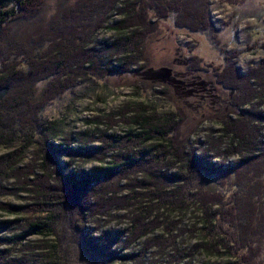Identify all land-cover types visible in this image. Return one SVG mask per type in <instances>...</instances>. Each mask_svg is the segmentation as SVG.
<instances>
[{"label":"trees","instance_id":"trees-1","mask_svg":"<svg viewBox=\"0 0 264 264\" xmlns=\"http://www.w3.org/2000/svg\"><path fill=\"white\" fill-rule=\"evenodd\" d=\"M15 1L10 9L0 0V199L20 201L0 203L12 216L0 222V264H191L196 254L203 264H257L264 59L243 76L234 64L221 70L187 59L193 72L213 76L221 96L210 116L217 127L202 141L197 126L183 130V107L159 112L138 103L123 108V135L108 134L110 117L98 147H71L70 137L56 144L60 126L45 106L90 78L142 72L147 42L172 13H187L194 31L208 29L207 0ZM101 28L114 36L95 42ZM85 154L100 164L71 167ZM60 155L69 160L61 164Z\"/></svg>","mask_w":264,"mask_h":264},{"label":"rangeland","instance_id":"rangeland-1","mask_svg":"<svg viewBox=\"0 0 264 264\" xmlns=\"http://www.w3.org/2000/svg\"><path fill=\"white\" fill-rule=\"evenodd\" d=\"M6 2L10 9L16 6L15 0ZM206 4L208 29L194 31L190 28L193 20L187 18V13L169 15V21L147 42L150 63L142 72L134 67L125 73L114 72L105 78H90L67 89L45 106L43 113L57 119L60 126L56 144L65 143L70 137L73 141L71 147L76 148L82 142L98 147L101 142L98 137L107 130L110 117L118 123H112L115 125L108 134L123 135L129 125L126 119L138 103L153 105L159 112L183 107L189 116L183 130L188 133L197 126L194 138L204 140L206 130L217 127L210 116L221 109V98L214 88L213 76L204 71L193 72L187 59L197 55L205 64L221 70L226 64H234L239 76L249 73L264 59V0H207ZM186 10L197 9L187 4ZM107 17H112L113 21L116 14L112 12ZM176 20L187 22V25L176 27ZM113 36L112 31L101 28L94 35V41L110 40ZM142 81L159 85L150 89L143 86ZM136 85H140L139 88ZM161 85L168 86L171 99L159 93L163 89ZM128 105L130 112L126 113L123 108ZM29 152L32 153L31 150ZM60 159L64 164L69 156L60 155ZM99 164V160L85 154L71 167L91 169ZM15 198L2 197L0 203H19L20 200ZM9 214L0 207V222L12 218ZM115 226L117 224L112 222L108 228ZM205 260V255L196 254L191 264H203ZM257 264H264V246Z\"/></svg>","mask_w":264,"mask_h":264},{"label":"flooded vegetation","instance_id":"flooded-vegetation-1","mask_svg":"<svg viewBox=\"0 0 264 264\" xmlns=\"http://www.w3.org/2000/svg\"><path fill=\"white\" fill-rule=\"evenodd\" d=\"M187 61H188V60H187ZM213 83H214V82H213ZM214 85H215V84H214ZM214 88H215V90L217 89V88H216V85L214 86ZM217 92H218V90H217ZM218 94H219V93H218ZM220 98H221V96H220Z\"/></svg>","mask_w":264,"mask_h":264},{"label":"water","instance_id":"water-1","mask_svg":"<svg viewBox=\"0 0 264 264\" xmlns=\"http://www.w3.org/2000/svg\"><path fill=\"white\" fill-rule=\"evenodd\" d=\"M167 76H169V75H167Z\"/></svg>","mask_w":264,"mask_h":264}]
</instances>
